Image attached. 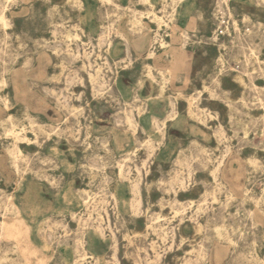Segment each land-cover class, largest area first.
<instances>
[{"label": "rangeland", "instance_id": "1", "mask_svg": "<svg viewBox=\"0 0 264 264\" xmlns=\"http://www.w3.org/2000/svg\"><path fill=\"white\" fill-rule=\"evenodd\" d=\"M1 12L0 264H264V0Z\"/></svg>", "mask_w": 264, "mask_h": 264}, {"label": "bare ground", "instance_id": "2", "mask_svg": "<svg viewBox=\"0 0 264 264\" xmlns=\"http://www.w3.org/2000/svg\"><path fill=\"white\" fill-rule=\"evenodd\" d=\"M158 18V17H157ZM0 19H3V13L1 12V14H0ZM140 21L139 20H136V22L134 21L133 22V24L131 25V30L133 31V32H135V33H137V29H138V26H136L138 23H139ZM102 37V36H101ZM146 66H147V68H148V71H151L152 69H153V67L150 65V64H146ZM99 70H100V68H98ZM97 69V70H98ZM97 70H96V72H97ZM90 71V70H89ZM93 71V70H92ZM91 72V71H90ZM94 72H95V70H94ZM161 72V78L162 79H164V81H163V83L165 82V80H166V78H165V76H164V72L163 71H160ZM98 73H99V71H98ZM94 74V73H93ZM97 74V73H96ZM95 75V74H94ZM96 76V75H95ZM150 76L154 79V75H153V73H150ZM87 77H88V80H89V78L91 79V81H92V79H93V77H92V74H89V76H88V74H87ZM98 78H99V76H98ZM97 78V79H98ZM99 80V79H98ZM90 81V80H89ZM90 81V82H91ZM93 82H95V81H93ZM92 82V83H93ZM99 82V81H98ZM92 83H91V85H92ZM94 84V83H93ZM103 84V83H102ZM101 84V85H102ZM97 85H100V83L99 84H97ZM100 85V86H101ZM99 86V87H100ZM96 87V86H95ZM98 87H96V89H97ZM101 88V87H100ZM92 89H94V88H92ZM102 89V88H101ZM100 89V90H101ZM94 91H95V89H94ZM98 91V90H97ZM192 98H194V96L192 97ZM196 98V97H195ZM194 98V99H195ZM65 99V98H64ZM65 102V101H64ZM195 102H196V99H195ZM191 103H192V105H193V102L191 101ZM196 104V103H195ZM64 105V104H63ZM66 105V104H65ZM64 105V106H65ZM197 105V104H196ZM196 105H193V106H196ZM191 110V109H190ZM195 111V110H194ZM174 112V107L173 106H171V113H170V115H168V117H172V113ZM198 114V113H197ZM130 115V114H129ZM151 115V114H150ZM128 116V115H127ZM127 116H126V118H127ZM129 117V116H128ZM125 118V119H126ZM132 119V118H131ZM127 120H128V118H127ZM154 121L156 122L157 121V119L156 118H154ZM132 122H133V120H132ZM127 123H129V120H128V122ZM133 125V124H132ZM131 124H130V126H132ZM132 129H133V127H132ZM146 140H149L148 142L150 143V141H151V139H146ZM145 140V141H146ZM152 142V141H151ZM148 143V144H149ZM147 143H145V145H146ZM151 144V143H150ZM150 145H148V147H149ZM151 147H152V145H151ZM129 156V154H127V156L126 157H128ZM125 157V158H126ZM124 158V159H125ZM127 159V158H126ZM125 160H122L121 162H124ZM177 161V160H176ZM121 170V169H120ZM150 217H152V216H150ZM152 219V218H151ZM150 221V220H149ZM153 221H154V219H153ZM151 223V222H150ZM151 224H154V223H151ZM150 224V225H151ZM158 224V223H157ZM153 226V225H152ZM115 241V240H114ZM114 245V244H113ZM112 245V246H113ZM115 246V245H114ZM113 246V247H114ZM113 249V248H112ZM114 250H116V248L114 249ZM77 252H78V255H79V257H82V258H84L86 255H87V252L85 251V248L82 246V244H80V247H79V249H77ZM114 254V253H113Z\"/></svg>", "mask_w": 264, "mask_h": 264}]
</instances>
